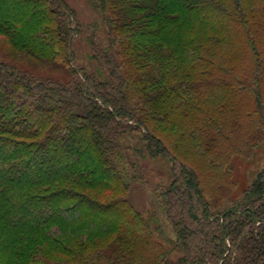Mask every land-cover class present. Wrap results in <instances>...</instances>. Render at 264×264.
I'll return each instance as SVG.
<instances>
[{"label":"rangeland","instance_id":"1","mask_svg":"<svg viewBox=\"0 0 264 264\" xmlns=\"http://www.w3.org/2000/svg\"><path fill=\"white\" fill-rule=\"evenodd\" d=\"M222 1L230 8L218 12L204 0L199 7L180 8L176 21L165 26L173 31L170 49L176 56L165 72L166 84L149 93L145 109L138 100L142 87L131 80L129 112L136 110L131 116L138 119H124L115 135L120 180L109 190L84 191L100 204L119 201L112 210L117 214L91 211L77 222H49L41 233L20 229L26 238L11 249L9 264H180L192 249L215 253L220 242L207 229L216 217L253 211L264 203V191L256 195L264 184V0ZM124 5L34 0L23 8H36L35 18L26 24L31 16H21L24 20L11 24L9 35L0 34V63L35 79L66 83L76 71L75 79L85 72L96 74L98 84L110 80L114 68L104 54L120 60L112 26L119 17L130 29L141 25L137 11L120 12ZM51 9L68 16L73 43L68 59L64 55L46 64L33 52V32L48 28L58 16ZM64 48L57 47L65 54ZM169 61L159 63L158 76ZM144 110L146 115L155 111L157 130ZM253 226L240 238L252 228L255 234L264 231V221ZM211 260L208 255L205 263Z\"/></svg>","mask_w":264,"mask_h":264},{"label":"trees","instance_id":"2","mask_svg":"<svg viewBox=\"0 0 264 264\" xmlns=\"http://www.w3.org/2000/svg\"><path fill=\"white\" fill-rule=\"evenodd\" d=\"M33 1L0 0V34L9 35L11 24L24 20L21 16L30 15L25 20L29 24L38 10L23 7ZM108 1L125 2L120 12L137 11L141 24L138 29H130L119 17L112 26L120 60L104 54L105 63L114 68L110 80L98 84L96 74L85 72L83 78L75 79L76 71L66 83L35 79L0 63V264L11 263V249H18L21 241H25V233H19L20 229L41 233L49 222H77L91 211L117 214L112 210L117 209L119 201L100 204L84 191L109 190L114 180H120L113 158L120 149L115 135L125 124L124 119H138L135 114L131 116L136 110L129 112L130 84L142 87L138 100L145 109L149 93L166 84L165 72L176 56V49H170L173 31H166L165 26L176 21L180 8H196L204 0ZM208 5L218 12L230 8L222 0H208ZM33 10L36 12L31 15L28 11ZM50 12L58 16L48 21V28L34 30L35 48L30 49L46 64L66 56L68 59L73 43L72 30L67 27L68 16L54 9ZM153 23L157 29L149 25ZM129 32L132 34L126 35ZM22 37L20 33L19 38ZM63 44L65 54L57 49ZM168 59L169 64L158 76L159 63ZM138 111L142 112L139 108ZM145 111L149 126L153 124L157 130L159 119L155 111L150 110L147 115ZM182 166L187 170L184 163ZM263 191L261 183L255 193L260 195ZM260 221H264V203L253 211L221 214L207 229L220 242L215 253L192 249L194 252L188 251L180 264H206L208 255L212 256L210 264H264V231L257 230L255 234L252 228L240 238L248 225L254 227ZM231 247H235V252L226 255ZM23 251L28 250L23 247Z\"/></svg>","mask_w":264,"mask_h":264}]
</instances>
